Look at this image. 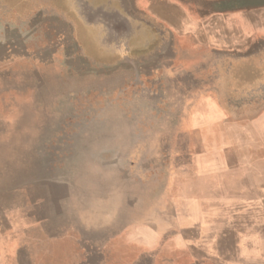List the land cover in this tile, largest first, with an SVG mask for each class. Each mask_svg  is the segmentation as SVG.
I'll return each instance as SVG.
<instances>
[{"label": "rangeland", "instance_id": "1", "mask_svg": "<svg viewBox=\"0 0 264 264\" xmlns=\"http://www.w3.org/2000/svg\"><path fill=\"white\" fill-rule=\"evenodd\" d=\"M10 2L22 8L21 0H0V175L28 212L35 257L131 264L147 248L142 225L194 173L198 155L250 127L264 135L248 122L264 117V46L230 58L172 33L160 54L209 60L190 72H203V88L218 87L201 95L189 92L186 74L167 75L161 58L112 69L52 62L37 50L51 32L26 30Z\"/></svg>", "mask_w": 264, "mask_h": 264}, {"label": "crops", "instance_id": "2", "mask_svg": "<svg viewBox=\"0 0 264 264\" xmlns=\"http://www.w3.org/2000/svg\"><path fill=\"white\" fill-rule=\"evenodd\" d=\"M21 3L19 10L12 7L14 2L7 7L23 16L19 21L29 32H51L37 50L48 51L52 62L100 63L112 69L161 58L167 60V75L172 70L186 74L189 92L201 95H214L218 87L203 88V72H190L209 60L177 61L160 54L170 45L172 33L185 36L188 47L223 51L230 58L248 59L264 46V0ZM201 101L212 102L216 112L222 109L209 98ZM248 122L264 128L262 115ZM246 131L228 140L219 137L218 142L228 145L197 156L194 173L181 178L142 225L147 236L139 233L138 238L147 248L131 264H264V135H253L251 127ZM5 179L0 175V264H40L44 257H35L31 246L28 212Z\"/></svg>", "mask_w": 264, "mask_h": 264}, {"label": "bare ground", "instance_id": "3", "mask_svg": "<svg viewBox=\"0 0 264 264\" xmlns=\"http://www.w3.org/2000/svg\"><path fill=\"white\" fill-rule=\"evenodd\" d=\"M114 32V31H113ZM120 32V31H119Z\"/></svg>", "mask_w": 264, "mask_h": 264}]
</instances>
